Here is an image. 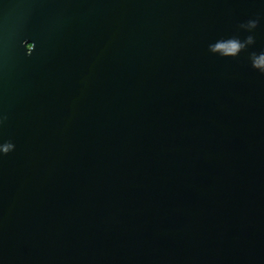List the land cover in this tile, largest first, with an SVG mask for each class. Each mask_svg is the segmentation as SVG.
I'll return each mask as SVG.
<instances>
[{"label":"water","instance_id":"1","mask_svg":"<svg viewBox=\"0 0 264 264\" xmlns=\"http://www.w3.org/2000/svg\"><path fill=\"white\" fill-rule=\"evenodd\" d=\"M256 59L264 0H0V264H264Z\"/></svg>","mask_w":264,"mask_h":264},{"label":"clouds","instance_id":"2","mask_svg":"<svg viewBox=\"0 0 264 264\" xmlns=\"http://www.w3.org/2000/svg\"><path fill=\"white\" fill-rule=\"evenodd\" d=\"M251 26L255 27V22H250ZM243 48L242 44H239L238 41L231 44L228 51L232 52L233 55H236L239 53V51ZM213 51H215V48H212ZM253 67L257 69V71L264 73V59H256L253 62ZM3 121L0 120V124H2ZM10 150H14V146L11 144H8L4 146L3 148H0V152H2L4 155H7Z\"/></svg>","mask_w":264,"mask_h":264},{"label":"snow or ice","instance_id":"3","mask_svg":"<svg viewBox=\"0 0 264 264\" xmlns=\"http://www.w3.org/2000/svg\"><path fill=\"white\" fill-rule=\"evenodd\" d=\"M30 47H31V45H30Z\"/></svg>","mask_w":264,"mask_h":264}]
</instances>
